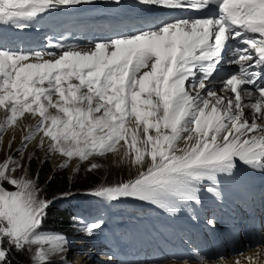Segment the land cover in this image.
Listing matches in <instances>:
<instances>
[{
  "label": "snow or ice",
  "instance_id": "6c2138e0",
  "mask_svg": "<svg viewBox=\"0 0 264 264\" xmlns=\"http://www.w3.org/2000/svg\"><path fill=\"white\" fill-rule=\"evenodd\" d=\"M92 2L0 0V24L24 28L46 12ZM138 3L177 18L86 49L59 43L50 45L59 51L0 49V143L19 129L21 149L39 137L41 150L65 158L62 168L76 161V171L92 157L119 155L136 168L135 178L89 194L174 213L176 204H199L201 183L232 175L238 164L264 172V0ZM203 11L210 14L179 16ZM228 51L227 63L237 69L220 78L221 95L210 84ZM26 114L35 126L24 124ZM19 167L14 156L0 163V264L34 245V264H50L68 241L42 233L50 202L33 180L15 178ZM99 167L92 162L88 170ZM101 227L81 230L92 235Z\"/></svg>",
  "mask_w": 264,
  "mask_h": 264
},
{
  "label": "rangeland",
  "instance_id": "374dc122",
  "mask_svg": "<svg viewBox=\"0 0 264 264\" xmlns=\"http://www.w3.org/2000/svg\"><path fill=\"white\" fill-rule=\"evenodd\" d=\"M30 123V120H27L26 124ZM31 123L30 125H32ZM23 137V135H22ZM15 137H13L14 139ZM5 138L3 137L2 143H0V163L6 161L9 156H14L16 160L19 161V164L21 167L17 169L13 175L15 178H27L33 180L36 187L39 190L40 197L42 199H45L50 202V206L52 205V202L56 200H61L62 198H68L73 193H81V192H87V191H94L97 188L101 186H114L122 182H126L130 179H134L137 171L133 169L130 165L127 166L125 164V168H121V166L116 165L115 163H119L118 161H107L104 157H92L90 160L94 161L95 163L101 165L96 170L89 171V164L92 162H82L79 164V170H73L72 164L67 168H62L60 165L63 163L64 159L63 157L59 155L55 156H49L45 150H41L38 147L39 144V137L36 138V140L30 142L26 149H21L22 142L17 144L15 140H13V143L11 144V149L9 147H6L5 145ZM18 150H21L23 154L21 155ZM110 155V154H107ZM106 155V156H107ZM35 159V163L38 165H41L43 162L47 165L48 168H50L51 171L56 170H62L61 174H64L69 182H72L74 180H77L81 182L82 180H87L90 183L96 182L94 184V187H89L86 191H66L63 193H58L54 195L53 197H46L43 191V186L40 184V179L37 178L34 172L31 171V162ZM89 160V161H90ZM76 162V161H73ZM76 169V168H75ZM134 171V172H132ZM50 174L47 175V179L50 178ZM9 190H14L12 186L5 185ZM66 200V199H62ZM112 207V213L107 212L103 210L104 206L103 204H95L87 209V205H84L83 207H79L76 210L80 214V217L77 216V221L79 222L78 225L75 227L74 232V226L72 225L68 230L70 233L68 236H64L67 241L69 242L66 253L61 255H53L50 259V264H106L105 262L99 261L96 262V256L99 258H102L101 255L97 254V248L91 247V241H92V235H88L85 232L81 230L82 226L85 224H88V218L92 221H99L97 216H88V211H100L103 212L105 215V218L110 219V216H116L118 213L120 214L121 208L115 209L112 204H109ZM49 206V208H50ZM60 206V205H59ZM123 206L122 208H124ZM48 208V209H49ZM47 209V212H48ZM86 214V215H85ZM98 215V214H96ZM84 216V217H83ZM58 216L52 218L49 217L48 213L45 217L44 221L49 220H55ZM83 217V218H82ZM88 217V218H87ZM43 226V225H42ZM72 229V232H71ZM45 229L42 230L43 234L46 235H53L57 233H48L44 232ZM60 235V234H58ZM71 245V246H70ZM37 246H33V249L31 252L25 251V252H18L23 259L24 264H34L32 260V256L35 253ZM87 256V257H85ZM103 259V258H102ZM67 262V263H66Z\"/></svg>",
  "mask_w": 264,
  "mask_h": 264
},
{
  "label": "trees",
  "instance_id": "16d2710c",
  "mask_svg": "<svg viewBox=\"0 0 264 264\" xmlns=\"http://www.w3.org/2000/svg\"><path fill=\"white\" fill-rule=\"evenodd\" d=\"M31 162V171L35 173L38 179H40V184L43 186V191L46 197H53L58 193H63L66 191H86L89 187H94L96 182L90 183L88 180H82L81 182L74 180L69 182L64 174H61L62 170L51 171L50 168L47 167L45 162L41 165L35 163V159ZM87 162H94L92 160ZM50 178L47 179V175L50 174ZM49 217H56L55 220H47L43 222V226L52 231H64L68 230L72 226V223L69 219V214H66L65 210H60L55 207H50L48 209ZM68 215V216H67ZM8 264H24L23 259L20 254L13 250L9 254Z\"/></svg>",
  "mask_w": 264,
  "mask_h": 264
},
{
  "label": "bare ground",
  "instance_id": "6f19581e",
  "mask_svg": "<svg viewBox=\"0 0 264 264\" xmlns=\"http://www.w3.org/2000/svg\"><path fill=\"white\" fill-rule=\"evenodd\" d=\"M2 115H3L2 112H0V116H2ZM27 120H30V123L26 124ZM35 121H36V119H33L28 114L25 115V118H24V124L25 125H30L31 123H34ZM22 135H24V133L22 131H20L19 129L16 130L15 133H13L11 130H9L4 135V138L6 139L5 140L6 147H8L9 144H12L13 140H15L17 142V144L21 143L22 142ZM13 137H15V138L13 139ZM104 158L107 161H114V162L118 161L119 163H115V164L118 166H121V168H123V169L125 168L124 163H126L127 166L129 165L127 162H122L121 157L119 155H116V154H110V155L105 156ZM76 166H77L76 162H72L73 170H75ZM132 168L135 169L134 167H132ZM132 172H134V171H132ZM43 229H45L44 232L57 233L60 235H64L66 237L70 233L69 230H64V231L59 230L58 232L57 231L55 232L52 230H48L44 226H42V230ZM71 232H72V229H71ZM74 232H75V228H74ZM68 244H69V242H68ZM64 253H66V252H64ZM85 257H87V256H85ZM235 260H237L239 263H243V264H264V246L249 250L245 255H242V256L237 254V255L227 259L226 262H228L227 264H230V262H234ZM217 264H222V263H217Z\"/></svg>",
  "mask_w": 264,
  "mask_h": 264
}]
</instances>
